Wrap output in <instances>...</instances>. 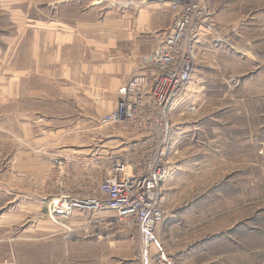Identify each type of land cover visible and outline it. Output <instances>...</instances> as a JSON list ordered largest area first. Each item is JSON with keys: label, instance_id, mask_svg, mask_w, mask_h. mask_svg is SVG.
Returning <instances> with one entry per match:
<instances>
[{"label": "rangeland", "instance_id": "rangeland-1", "mask_svg": "<svg viewBox=\"0 0 264 264\" xmlns=\"http://www.w3.org/2000/svg\"><path fill=\"white\" fill-rule=\"evenodd\" d=\"M199 1L219 31L211 38L221 50L214 51L218 47L212 44L200 52L202 60L194 58L196 66L205 63L202 73L210 78L217 71L208 63L218 60L217 53H224L222 60L231 55L238 62L249 60V72L243 75L249 78L243 86L248 92L243 94L251 110L246 117L236 104L234 121L226 117L221 126L211 125L203 143H194L197 137L190 135L179 156L171 148L172 163L183 164L188 176L174 182L173 192L161 190L164 206L176 210L193 202L197 212L175 215L179 222L164 229L170 252L165 257L156 253L162 256L158 259L149 251L147 264H264V0ZM139 10L151 13L153 27L170 21L169 7L158 0H0V264H143L138 243L120 228L67 238V231L48 219L51 195L79 186L92 191L103 169L84 159L94 149L76 147L67 158L78 161L77 179L68 180L51 164L47 184L40 147L45 143V30L61 22L77 28L83 21L100 23ZM89 123L87 136L101 132L120 140L118 126H102L97 118ZM119 143L116 149L125 146ZM204 148L212 161L234 157L240 165H227L225 181L196 178L200 164L185 160ZM16 151L24 152L22 160L15 158Z\"/></svg>", "mask_w": 264, "mask_h": 264}, {"label": "crops", "instance_id": "crops-1", "mask_svg": "<svg viewBox=\"0 0 264 264\" xmlns=\"http://www.w3.org/2000/svg\"><path fill=\"white\" fill-rule=\"evenodd\" d=\"M151 16L148 10H139L133 16L125 13L105 18L100 23L83 21L79 26L76 25L77 28L61 22V25L45 30V143L40 146L44 149V153H40L45 154V183L48 184L50 180L48 173L52 157H68V152L74 151L76 147L83 151L96 147L116 149L119 141L127 144L139 138L136 134L129 136L122 133L118 135L120 140L116 142L110 139L114 138L112 134L103 136L101 132H97L91 137L86 133L89 131L91 119H99L116 106L122 85L131 73L139 69V55L152 49L155 34L166 27H153ZM211 37L207 33L194 42V58L198 56L202 60L200 52L208 51L212 44L213 47H218L219 44ZM218 50L221 49H214L216 52ZM223 54L219 56L217 53L218 60L208 63L213 68L209 67L208 70L211 68L217 71L214 77L210 78L202 73L205 63L199 64L198 68L194 60L193 77L184 97L187 104L194 103L195 110L187 111L185 103H182L169 115L172 153L177 152L178 156L181 150L188 148L185 144L190 135L197 137L194 143H203L204 139L210 138L211 125L221 126L224 123L221 122L222 119L225 120L226 117L234 121L235 114L238 113L236 109L233 110L236 104L242 106L243 115L248 117L251 109H248L246 104L247 97L243 93L248 91L243 89V86L249 78L244 79L243 75L249 72V60L241 59L238 62L233 55L228 57L229 60H222ZM199 70L201 73H198ZM225 111L229 114L222 116L221 113ZM86 144L89 145L84 148ZM17 152L15 158L22 160L24 152ZM206 152L204 148L202 153H194L195 157H200L195 161V157L185 160H191L196 167L201 166V173H196V178L208 182L225 181L224 177L229 176L225 175L227 165H240L234 157L226 160L221 156L217 161H212L214 159L205 156ZM26 154L28 158L31 152L27 150ZM32 154L33 157L35 154ZM38 154L39 152L36 153ZM171 159L176 158L168 156L169 174L161 186V190L165 189L167 194L173 192L176 186L174 182L178 178L188 176L182 173L183 164L175 165L172 163L175 161ZM160 196L165 218L156 228V241L149 251L151 255L161 253L165 257L170 252L171 245L165 242L164 229L170 230L176 221L179 222L176 214H191L197 211L193 202L176 210L167 208L163 203L166 194ZM147 260L149 261V258L144 259L143 264H147Z\"/></svg>", "mask_w": 264, "mask_h": 264}, {"label": "built area", "instance_id": "built-area-1", "mask_svg": "<svg viewBox=\"0 0 264 264\" xmlns=\"http://www.w3.org/2000/svg\"><path fill=\"white\" fill-rule=\"evenodd\" d=\"M158 1L169 7V23L152 49L139 55V69L122 85L116 106L99 118L100 125L118 126L122 133L139 138L119 150L93 148L84 159L103 169L96 188L87 191L86 186H79L57 192L46 205L48 219L67 231L65 237L101 235L120 228L136 240L143 260L148 259L156 228L165 218L160 190L169 174V115L182 103L187 111L195 110L194 103L187 104L184 97L193 77V45L207 33H219L201 1ZM52 165L68 180L77 179L75 158L55 157Z\"/></svg>", "mask_w": 264, "mask_h": 264}]
</instances>
